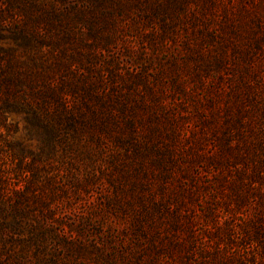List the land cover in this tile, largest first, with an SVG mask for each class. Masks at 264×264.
I'll use <instances>...</instances> for the list:
<instances>
[{
  "label": "rangeland",
  "instance_id": "1",
  "mask_svg": "<svg viewBox=\"0 0 264 264\" xmlns=\"http://www.w3.org/2000/svg\"><path fill=\"white\" fill-rule=\"evenodd\" d=\"M21 4L41 40L17 61L88 78L108 120L51 134L6 113L0 156L33 172L0 174V264H264V0Z\"/></svg>",
  "mask_w": 264,
  "mask_h": 264
},
{
  "label": "trees",
  "instance_id": "2",
  "mask_svg": "<svg viewBox=\"0 0 264 264\" xmlns=\"http://www.w3.org/2000/svg\"><path fill=\"white\" fill-rule=\"evenodd\" d=\"M31 5H34L33 2ZM14 9L26 12L21 0H0V36L4 35L5 30L9 31V35L12 36L17 46L8 50L0 48V124L5 120L7 112H15L28 116V120L29 116L32 117L35 123L43 126L51 134L62 127L72 130V134L88 127H106L104 123L108 120L107 116L95 110L90 103L94 99L104 108L95 89V83L88 82V78L78 76L76 72L69 69L63 70L59 79L52 81L47 75L48 67L43 62L17 61L15 52L21 46L18 43L19 39L38 42L41 39L36 36V33L27 30V20L22 22L20 20L17 24L13 23L19 20V15L12 13ZM8 17L11 18L9 21H7ZM37 19L35 21L39 22L40 19ZM29 52L26 51L28 54ZM34 55L32 57H35ZM68 95L80 97L82 100L80 106L84 109L78 106L69 107L66 103ZM51 101L56 105L53 110L48 107ZM0 142H2L0 153L4 147H7L6 151H10L7 153L13 155L14 143L3 138L2 134H0ZM1 160L3 161L1 162L3 167L0 166L1 175L5 168L14 171L20 179H26L28 172H33L31 165L24 164L23 161L19 160L16 165L8 162L9 154ZM31 185V181H26L23 187L16 188L17 205L29 202L27 191L31 189ZM37 197V195L33 196V203L38 200Z\"/></svg>",
  "mask_w": 264,
  "mask_h": 264
}]
</instances>
